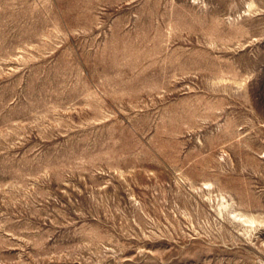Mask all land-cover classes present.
I'll list each match as a JSON object with an SVG mask.
<instances>
[{"label": "rangeland", "instance_id": "374dc122", "mask_svg": "<svg viewBox=\"0 0 264 264\" xmlns=\"http://www.w3.org/2000/svg\"><path fill=\"white\" fill-rule=\"evenodd\" d=\"M0 264H264V0H0Z\"/></svg>", "mask_w": 264, "mask_h": 264}]
</instances>
